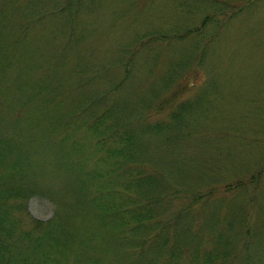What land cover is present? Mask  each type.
Instances as JSON below:
<instances>
[{"label": "rangeland", "instance_id": "rangeland-1", "mask_svg": "<svg viewBox=\"0 0 264 264\" xmlns=\"http://www.w3.org/2000/svg\"><path fill=\"white\" fill-rule=\"evenodd\" d=\"M37 2L28 10L29 3L22 0L20 17L29 28L18 44L21 58L14 64L22 75L14 77L17 72L12 71L9 78L0 79V106H4L0 132H7L28 154L20 181L16 178L14 184L1 187L15 196L7 207L12 208L16 234L32 230L30 219L59 218L68 230L79 232L82 243L90 238L96 244L106 236L102 230L92 235L91 228H85V218L71 197L75 188L60 164L57 145L61 142L51 127L55 114L45 109L36 115L42 120L31 124L29 117L37 109L20 110L22 103L17 107L20 89L31 94L51 77L61 92L90 97L96 111L111 109L125 123H134L141 115H151L154 123L167 118L170 106L196 104L200 98L198 112L187 125L190 138L175 150L153 138L144 144L147 155L165 182H171L168 192L176 189L181 197L199 198L196 209L203 207L202 227L218 221L225 228L227 220L233 222L232 235L248 230L260 237L264 229V0H219V5L214 0ZM66 5L70 15L54 13ZM201 27L198 36L189 35ZM172 69L178 77L168 76ZM187 86L190 91L158 115L168 96L175 90L182 93ZM19 110L25 111L22 127L14 118ZM95 163L91 161L88 169ZM253 177L244 188L225 192L226 186ZM24 194L25 199L19 198ZM20 203L24 211L14 209ZM183 205L174 203L178 208ZM97 250L92 259L128 264ZM255 255L250 263L264 264V239Z\"/></svg>", "mask_w": 264, "mask_h": 264}, {"label": "trees", "instance_id": "trees-1", "mask_svg": "<svg viewBox=\"0 0 264 264\" xmlns=\"http://www.w3.org/2000/svg\"><path fill=\"white\" fill-rule=\"evenodd\" d=\"M25 1L30 5L28 10L38 5L37 0ZM214 2L219 5V0ZM22 5V0H0V79L9 78L12 71L17 72L14 77L22 75L20 69L14 67L21 58L18 44L26 38L29 28L20 17ZM67 5L54 13L69 14ZM216 15L208 16L203 25ZM202 29L192 30L189 35L198 36ZM169 72L168 76H179L174 69ZM49 79L31 94L19 88L22 98L17 107L22 103L20 110L37 109L29 117L31 124L42 120L36 115L45 109L55 114L51 127L61 142L57 145L60 155L62 153L60 164L69 172L75 188L71 197L85 218V228H91L92 235L102 230L106 236L96 244L97 240L90 238L82 243V238L77 235L79 232L68 230L59 218L49 222L30 219L32 230L23 235L16 234L12 208L7 207V202L15 196L1 187L14 184L11 182L16 178L20 181L28 154L22 151L21 144H14V139L6 135L7 132L2 134L1 130L0 264H104L91 258L93 250L97 249L100 254L105 250V254L128 261V264H251V259H256L255 248L264 239V229L260 237L252 236L248 230L232 235L233 222L228 223L226 218L225 228L218 226V221L202 227L203 207L196 209L199 198L181 197L180 190L176 189L168 192L171 182H165L147 155L144 144L153 138L174 150L179 148L178 143L190 138L186 129L190 118L196 116L197 103L202 102L200 98L195 100L196 104L186 101L174 108L170 106L166 119L153 123L151 115H141L135 117L134 123H125L119 121L111 109L96 111V102L90 101V97H73L72 92H61ZM188 89L187 86L180 94L175 90L168 96L158 115L164 112L167 104L169 106L190 91ZM15 105L16 102L11 105L14 111ZM20 110L15 112L14 118L19 119L18 125L22 127L21 114L25 111ZM80 133H83L82 138ZM93 160H96V166L88 169ZM262 173L260 171L256 177ZM256 177L228 185L225 192L231 188H244ZM176 201H182L184 205L175 207ZM14 209L25 210L22 203ZM193 212L195 217L191 218Z\"/></svg>", "mask_w": 264, "mask_h": 264}]
</instances>
